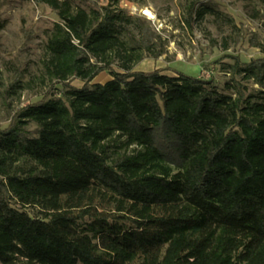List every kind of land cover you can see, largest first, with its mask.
<instances>
[{
	"label": "trees",
	"instance_id": "16d2710c",
	"mask_svg": "<svg viewBox=\"0 0 264 264\" xmlns=\"http://www.w3.org/2000/svg\"><path fill=\"white\" fill-rule=\"evenodd\" d=\"M35 2L57 16L42 61L51 86L0 129V260L264 264V59H236L222 89L134 71L144 53H160L139 25L132 39L117 0ZM183 10L189 26L211 15L235 28L204 0ZM104 71L110 79L91 84ZM238 78L260 89L247 94ZM49 201V211H27Z\"/></svg>",
	"mask_w": 264,
	"mask_h": 264
},
{
	"label": "rangeland",
	"instance_id": "374dc122",
	"mask_svg": "<svg viewBox=\"0 0 264 264\" xmlns=\"http://www.w3.org/2000/svg\"><path fill=\"white\" fill-rule=\"evenodd\" d=\"M82 1L92 8L112 3V0ZM204 1L232 18L235 28L216 23L211 15L205 16L201 22L187 25L184 0H117V12L122 11L132 18L129 31L132 39H142L139 25L148 43L154 46L152 53H160L157 58L144 53L134 71L161 70L169 76H173V72L183 73L210 81L222 89L230 80L228 66L236 59L244 64L264 59V0H252L258 14L254 18L244 10V0ZM145 11L150 15H145ZM56 21V13L35 0H0V129L8 127L17 110L43 100L48 93L51 83L43 77L42 61L48 30ZM112 67L119 71L117 63ZM109 79L108 72L104 71L91 84H104ZM237 80L247 94H255L260 89L253 81ZM71 85L81 88L83 82L74 80ZM26 128L30 132L35 131L34 124L30 123ZM21 167L28 169L34 165L27 162ZM51 207L49 201L41 209L33 206L27 211L34 216L40 210H51ZM0 264L38 262L10 257L1 259Z\"/></svg>",
	"mask_w": 264,
	"mask_h": 264
},
{
	"label": "bare ground",
	"instance_id": "6f19581e",
	"mask_svg": "<svg viewBox=\"0 0 264 264\" xmlns=\"http://www.w3.org/2000/svg\"><path fill=\"white\" fill-rule=\"evenodd\" d=\"M145 15H150L148 11H145Z\"/></svg>",
	"mask_w": 264,
	"mask_h": 264
}]
</instances>
